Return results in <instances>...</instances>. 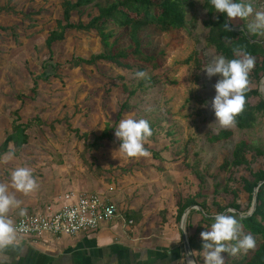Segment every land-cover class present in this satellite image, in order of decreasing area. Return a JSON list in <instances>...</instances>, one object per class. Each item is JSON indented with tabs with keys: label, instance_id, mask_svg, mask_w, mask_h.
Masks as SVG:
<instances>
[{
	"label": "rangeland",
	"instance_id": "obj_1",
	"mask_svg": "<svg viewBox=\"0 0 264 264\" xmlns=\"http://www.w3.org/2000/svg\"><path fill=\"white\" fill-rule=\"evenodd\" d=\"M246 2L252 5L253 13L230 22L264 40V32L248 28L255 13L264 12V0ZM62 3L63 0H0V113L11 114L14 120L18 110V123L27 125L28 135L27 143L21 146L13 142L15 156L26 158L28 167L37 169L31 173L58 174L64 185L90 183L106 193L113 186L114 191L107 197L119 205L124 216L131 206L142 213V218L132 219L131 225L141 222L145 215V232L155 229L161 219L166 221L176 214L181 198L194 197L199 192L197 201L204 203L208 211L196 206L201 214H192V228H187L186 217L187 236L195 232L198 224L202 229L199 236L210 228L209 223L201 221L202 214L214 216L223 208L227 211L233 202L240 205L238 212L232 209L233 212L240 217L250 215L253 198L245 190L243 178H252L250 169H264V155L257 156L254 150H264V112H259L256 123L247 129L235 123L223 127L216 122L211 103L219 77L209 78L204 67L213 57L224 55L208 43L204 0H188L183 29H148L145 51L155 55L160 66L153 69L141 65L145 67L143 78L136 75L138 64L133 69L105 61L72 67L73 56L88 58L103 50L95 30H67L65 39L49 49L46 39L57 21L63 19ZM97 13L96 7L89 6L82 18L74 11L72 21L82 19L87 23L90 15ZM109 28L121 46L129 45L124 28L115 24ZM258 60L261 62L263 57ZM254 68L255 64L248 87L259 95L251 96L252 105L264 99V70L255 75ZM124 84L135 91L132 96L128 97ZM126 102L128 108L121 110ZM128 117L149 122L152 135L144 143L146 155H122L115 129L112 140L105 139L96 149L91 146L108 123L115 128ZM5 120L0 125V140L15 131L13 123L10 127ZM66 120L71 129H79L87 136L78 137ZM222 131H229V137L215 140ZM242 140L251 145L246 155L250 167L231 165L234 148ZM1 148L0 145V159ZM178 224L182 231L181 221ZM240 228L245 234L241 225ZM191 252L194 264H204L203 252ZM245 253H222L223 263L238 264Z\"/></svg>",
	"mask_w": 264,
	"mask_h": 264
},
{
	"label": "trees",
	"instance_id": "obj_2",
	"mask_svg": "<svg viewBox=\"0 0 264 264\" xmlns=\"http://www.w3.org/2000/svg\"><path fill=\"white\" fill-rule=\"evenodd\" d=\"M188 0H63V19L57 21V27L52 30L46 39V46L51 49L53 44L65 39L67 30H78L89 32L95 30L101 40L103 50L99 53H94L88 58L73 56L70 60L72 67H80L81 65H94L97 62L105 61L110 62L118 67H124L127 69H133L134 65L138 64V72H144L145 67L141 65L151 66L153 69L158 68L160 63L153 54H148L145 51L144 40L147 31L150 27H157L163 31L180 30L186 27L187 13L186 5ZM205 8L207 9L208 19L205 21V26L208 29V43L215 46L226 59H233L235 52L239 50L241 53H247L254 60L255 68L254 73H258L264 70V40L258 39V34H252L248 32L244 27L239 29L234 26L230 21L226 20L223 14L215 13L212 11L208 0H204ZM96 7L98 10L97 15L91 16L90 20L85 23L82 19L78 22L72 21V13L77 11L78 15L82 18L87 13V8ZM230 23L232 30L227 31L223 27L224 23ZM115 24L120 28H124L130 39V43L127 47H123L119 44L118 38L115 35L114 30L109 28V25ZM3 30H7L6 27H1ZM15 34V32H14ZM16 35V34H15ZM263 57L260 62L258 59ZM249 77V76H248ZM125 92L128 93V97L132 96L135 91L122 85ZM259 95L257 90H251L248 87L245 93V105L243 110L237 115L235 119V125L240 129H247L253 127L257 121L258 113L264 112V99H261L256 105H252L249 101L251 96ZM21 97V96H20ZM127 102L121 107V110L127 109ZM18 110L15 111L17 120L20 119ZM121 112L118 114V118ZM62 122V120H58ZM68 123V121L66 120ZM71 129L70 123H68ZM15 129L14 133L10 134L6 142L3 144L2 153L7 152L8 143L14 141L17 146H21L28 141V135L26 133L27 125L18 124L16 120L13 122ZM73 130L78 137L87 135L80 134L79 129ZM114 127L109 123L106 125L102 133L95 137L92 143L93 148H99L102 146V142L105 139L112 140ZM229 131H222L215 140H220L229 137ZM251 149V145L247 141L242 140L238 142L234 148L233 159L231 165L239 167L247 165L250 167V161L247 158V151ZM256 155L263 156L264 150L260 147H254ZM250 175L252 178H243L244 188L249 193V196L253 198L256 188L257 190V204L256 208L250 215L240 217L238 213L231 212L230 215H234L239 224L245 230V234H251L255 239V247L249 249L239 260L238 264H264V169L252 171L250 169ZM201 192L197 193L194 197L181 198L178 202L177 208V220L181 221L186 209L191 206H197L203 210H207L204 203L197 201V196ZM229 208L239 210L240 205L233 202ZM226 209L223 208L220 213H226ZM198 212L199 209L193 208L187 216V228H192V214ZM125 216L128 220H140L142 213L140 211H126ZM213 214L205 212L202 214L201 221L212 223ZM202 229L200 224L197 225L195 232L188 236L191 251L202 253L203 241L200 239L199 232ZM204 230V229H203ZM230 255V252L226 253ZM232 258V257H230ZM229 258V259H230ZM226 261L223 264H234Z\"/></svg>",
	"mask_w": 264,
	"mask_h": 264
},
{
	"label": "crops",
	"instance_id": "obj_3",
	"mask_svg": "<svg viewBox=\"0 0 264 264\" xmlns=\"http://www.w3.org/2000/svg\"><path fill=\"white\" fill-rule=\"evenodd\" d=\"M6 115L9 114L0 113V125L6 123ZM14 120L17 123L20 121L17 117ZM14 120L10 114L5 121L12 127ZM6 140H0L2 148ZM13 142L8 143L9 150L0 159V185H5L8 193L19 201L18 206L10 207L7 213L13 223L23 215L41 210L47 205L58 209L62 204V197L70 191L106 193L99 192L90 183L80 185L69 182L64 185L63 178L58 174L42 172L38 175L31 173L36 182L33 190L28 193L16 190L11 182L12 171L22 167L30 171L37 169L28 167L30 163L26 158L15 156L11 148ZM129 209L138 210L134 206ZM123 214L122 210L115 219L101 224L96 230L77 235L16 237L14 246L0 250V264H187L190 257L184 248L177 213L168 216L166 221L161 219L155 229L147 232L145 215L141 222L131 225L133 221H127Z\"/></svg>",
	"mask_w": 264,
	"mask_h": 264
},
{
	"label": "clouds",
	"instance_id": "obj_4",
	"mask_svg": "<svg viewBox=\"0 0 264 264\" xmlns=\"http://www.w3.org/2000/svg\"><path fill=\"white\" fill-rule=\"evenodd\" d=\"M211 9L215 13L223 14L227 21L236 18H246L253 13L252 5L246 0H208ZM223 27L231 31L230 23H224ZM252 32H264V12L255 13L254 22L248 25ZM233 59L224 56L213 57L204 67L209 78L218 76L214 89L215 96L212 99V109L218 122L223 127H231L235 123L237 115L245 105V93L248 90V76L254 67V60L247 53L235 52ZM140 78L145 77L144 72H137ZM115 137L120 141L118 151L126 157H138L146 155L144 143L152 135L149 122L143 118L134 119L128 117L121 119L114 128ZM11 182L18 191L28 193L36 187V182L28 168H17L11 173ZM5 185H0V250L14 246L18 228L7 217L9 208L18 206ZM233 212L228 209L226 213H217L212 217L210 228L200 233L203 241L204 264H223L222 253L236 254L247 252L255 247V239L251 234L241 232L240 224ZM23 215V211H21ZM183 225V221H181ZM228 242H233L229 244ZM187 264H194L193 260H187Z\"/></svg>",
	"mask_w": 264,
	"mask_h": 264
},
{
	"label": "built area",
	"instance_id": "obj_5",
	"mask_svg": "<svg viewBox=\"0 0 264 264\" xmlns=\"http://www.w3.org/2000/svg\"><path fill=\"white\" fill-rule=\"evenodd\" d=\"M112 191L113 186H109V193L70 191L62 197L58 209L47 205L15 221L13 225L18 228L16 237H38L43 234L71 236L96 230L121 213L120 207L107 197Z\"/></svg>",
	"mask_w": 264,
	"mask_h": 264
},
{
	"label": "water",
	"instance_id": "obj_6",
	"mask_svg": "<svg viewBox=\"0 0 264 264\" xmlns=\"http://www.w3.org/2000/svg\"><path fill=\"white\" fill-rule=\"evenodd\" d=\"M257 190H258V188H256L255 193H254V196H253L252 212L255 210L256 204H257ZM193 208H196V206H191L188 209H186V211L183 214L182 219H181V221H183V225L181 224V227H182V232H183L184 248H185L186 253L189 256L192 255V252H191V247H190L189 239H188V236H187V233H186V230H185V222H186L187 215L189 214V212ZM199 209H201V208H199Z\"/></svg>",
	"mask_w": 264,
	"mask_h": 264
}]
</instances>
